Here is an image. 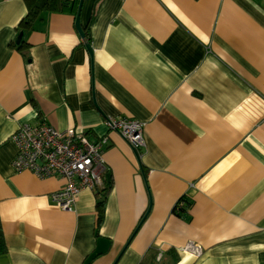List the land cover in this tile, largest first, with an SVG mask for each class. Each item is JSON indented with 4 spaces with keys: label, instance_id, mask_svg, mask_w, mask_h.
<instances>
[{
    "label": "crops",
    "instance_id": "obj_1",
    "mask_svg": "<svg viewBox=\"0 0 264 264\" xmlns=\"http://www.w3.org/2000/svg\"><path fill=\"white\" fill-rule=\"evenodd\" d=\"M65 1L20 31L25 0H0V264H264V0H83L91 53ZM114 117L144 123L142 149ZM40 120L107 138L101 186L69 210L61 176L11 165Z\"/></svg>",
    "mask_w": 264,
    "mask_h": 264
},
{
    "label": "built area",
    "instance_id": "obj_2",
    "mask_svg": "<svg viewBox=\"0 0 264 264\" xmlns=\"http://www.w3.org/2000/svg\"><path fill=\"white\" fill-rule=\"evenodd\" d=\"M104 122L108 128L119 133L133 150L145 146L143 122L129 117L107 118ZM10 139L16 147L11 161L15 171L27 170L39 178L57 175L64 179L63 186L49 195L59 208L71 209L81 189L96 190L101 186L102 174L106 170L102 157L107 142L105 136L91 138L80 128L61 130L40 120L36 124H18ZM181 200L175 204L176 211L186 206ZM180 250L194 257L203 253V247L193 241L186 242Z\"/></svg>",
    "mask_w": 264,
    "mask_h": 264
},
{
    "label": "trees",
    "instance_id": "obj_3",
    "mask_svg": "<svg viewBox=\"0 0 264 264\" xmlns=\"http://www.w3.org/2000/svg\"><path fill=\"white\" fill-rule=\"evenodd\" d=\"M25 2L27 4V12L19 20L17 24V28H19L20 31H27L31 29L33 22L38 18L41 11H61L67 8V2L65 0H25ZM71 11L74 14L76 13V3L74 4V6H72ZM82 29L84 31V39L87 43H89L90 40L89 22L85 26L82 25ZM16 46L22 47L21 42H19ZM110 185H111V179L110 178L108 179L106 177L104 180V185L102 186L103 188L97 191L99 195V198L96 201L97 224L102 218L104 200L107 191L110 188ZM185 205L188 206L189 204H185ZM5 249L6 247L4 244L2 231L0 229V252L5 251Z\"/></svg>",
    "mask_w": 264,
    "mask_h": 264
},
{
    "label": "water",
    "instance_id": "obj_4",
    "mask_svg": "<svg viewBox=\"0 0 264 264\" xmlns=\"http://www.w3.org/2000/svg\"><path fill=\"white\" fill-rule=\"evenodd\" d=\"M82 1L83 0H79V2H78L77 10H76V13H75L74 24H75V27H76L78 33L81 36H84V31H83L82 26L80 24V10H81ZM21 35H22V32H20L17 35L16 41H15L16 43H18L20 41ZM86 47H87L88 51L91 53V47H90L89 43L86 44Z\"/></svg>",
    "mask_w": 264,
    "mask_h": 264
}]
</instances>
